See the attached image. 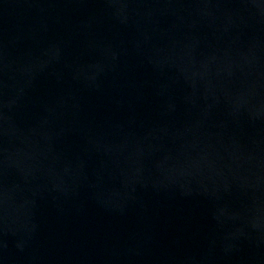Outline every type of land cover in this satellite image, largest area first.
Instances as JSON below:
<instances>
[{
	"label": "water",
	"instance_id": "1",
	"mask_svg": "<svg viewBox=\"0 0 264 264\" xmlns=\"http://www.w3.org/2000/svg\"><path fill=\"white\" fill-rule=\"evenodd\" d=\"M0 264H264V0H0Z\"/></svg>",
	"mask_w": 264,
	"mask_h": 264
}]
</instances>
